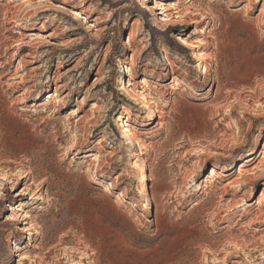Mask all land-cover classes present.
<instances>
[{"label": "rangeland", "instance_id": "obj_1", "mask_svg": "<svg viewBox=\"0 0 264 264\" xmlns=\"http://www.w3.org/2000/svg\"><path fill=\"white\" fill-rule=\"evenodd\" d=\"M261 195L264 0H0V264H264Z\"/></svg>", "mask_w": 264, "mask_h": 264}, {"label": "bare ground", "instance_id": "obj_2", "mask_svg": "<svg viewBox=\"0 0 264 264\" xmlns=\"http://www.w3.org/2000/svg\"><path fill=\"white\" fill-rule=\"evenodd\" d=\"M155 5H160L161 6V9H160V10H162L161 15L164 14L166 11H168V9L164 6V4H155ZM147 8H150V5H148ZM155 10H158V8H156ZM41 12L42 11H40V13ZM74 12H76V11H74ZM168 15L169 14H165V17L168 16ZM162 20H165V19H162ZM199 31H201V29H199ZM131 36H132L131 33H129L128 39H130ZM196 43H197V41L191 42V41H189L186 38H182L180 40V44L182 46L187 47L189 49H193V56H192L193 59L194 60L197 59L199 64L202 63V65H203L202 69L207 71L208 65L203 64L205 62V58H206L205 53L203 51L197 49V48L201 47V44H198V43L196 44ZM51 45L55 46L56 44L53 42ZM168 65L171 66V67L174 66V64L172 62L168 63ZM126 83H127V86H126ZM147 83H148V80L143 77L141 82H140V84L146 85ZM119 84L123 85L124 92L130 97L131 101L139 102L140 94L138 93L139 90H138V87L136 86V84L135 85L134 84H130L129 82H126V80L123 79V78H121L119 80ZM131 85H132V87H131ZM56 89L57 88H55V91H56ZM29 92H31V90ZM48 94H50V92ZM54 95H57L56 92L54 93ZM48 97H53V94L49 95ZM142 103H143V106H144L143 108L145 110L141 113V116H142V118H147L150 115V113H151V102L148 99V95H145L143 97ZM117 122H118V126L121 128V132L125 135V139H126L125 143L128 146V148H129V153H131V154L134 153L136 148H137V146H138V144H139L138 143V138H137V136L135 134L136 126L134 124H126V123H124V121L121 119V117H119L117 119ZM162 127H163V124L160 122L158 128L161 129ZM78 153H81V152L79 151ZM255 153L256 152H252L251 154L254 155ZM252 155H249L247 157V160H246L247 162H249V161L253 160V158H255V156L253 157ZM251 169L243 170L240 167L239 170H238L236 178L228 180L229 182H225L223 187H227L229 185H237V184L241 183L242 182L241 181L242 177H240L239 175H242V174L248 172ZM209 171H210L209 174H208V178L209 179H212L213 177L217 176V174H218V171L214 170L213 168H211ZM226 172H227V168L223 167L222 168V173H226ZM139 194L142 195L144 197V199L147 200L148 189H147V187L145 185L142 187V189L140 190ZM263 201H264L263 195L259 196L258 201H257V205H259V206L262 205ZM84 252H86V251H84ZM251 253L248 252V251H244L243 249H241L239 247V245L234 244V245L230 246L229 248H227L226 250H224L223 252L211 254V256L207 258V261H206L205 264H229V262L233 261L234 259H236V257H241V261L244 264L245 263H250L253 260V255Z\"/></svg>", "mask_w": 264, "mask_h": 264}]
</instances>
